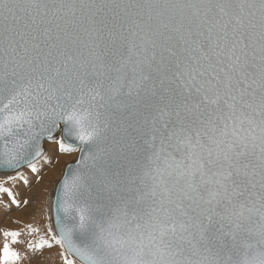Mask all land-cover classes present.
Segmentation results:
<instances>
[{
    "label": "snow or ice",
    "instance_id": "snow-or-ice-1",
    "mask_svg": "<svg viewBox=\"0 0 264 264\" xmlns=\"http://www.w3.org/2000/svg\"><path fill=\"white\" fill-rule=\"evenodd\" d=\"M0 145V264H264V0H0Z\"/></svg>",
    "mask_w": 264,
    "mask_h": 264
},
{
    "label": "bare ground",
    "instance_id": "bare-ground-1",
    "mask_svg": "<svg viewBox=\"0 0 264 264\" xmlns=\"http://www.w3.org/2000/svg\"><path fill=\"white\" fill-rule=\"evenodd\" d=\"M53 174L51 172H46L45 176L43 177L44 180H50L52 179ZM31 214L25 209V208H20L17 212L12 213L8 218H0V244L3 243V232L4 231H24L25 227L29 225ZM34 220V219H33ZM3 221V223H2ZM10 239V238H9ZM19 248V247H18ZM21 250V249H20ZM47 256L48 254H53L51 250H48L46 253ZM41 263L35 261V262H29V260H21L18 261L17 264H42L43 261H40ZM52 264V263H49Z\"/></svg>",
    "mask_w": 264,
    "mask_h": 264
},
{
    "label": "rangeland",
    "instance_id": "rangeland-1",
    "mask_svg": "<svg viewBox=\"0 0 264 264\" xmlns=\"http://www.w3.org/2000/svg\"><path fill=\"white\" fill-rule=\"evenodd\" d=\"M65 162L66 161H61V163H65ZM52 178H55V177H52ZM18 210L12 211L11 214L14 213V212H17ZM10 215H8V216H10ZM8 216H7V218H8ZM31 218H33L34 220L33 219L32 220L30 219L29 225H31V226H39V224L41 223L40 218L34 217V216H31ZM2 223H3V221H2ZM28 226H26L25 229ZM25 229L22 232H25ZM21 239L22 240H26L27 239L26 232H25V235L22 236ZM13 250L18 251V253H19L20 257H21V260H26L27 259V260H29V262H35V261H37L39 263H41L40 261H43L42 264H49V263H52V264H62V260L60 259V256H59V251L60 250H59V247L58 246H54V248L51 249V252H53V254H48V256L46 254L48 252V250H44L42 255L39 252H30L27 249L26 244H23V243L22 244H19V245L13 246Z\"/></svg>",
    "mask_w": 264,
    "mask_h": 264
},
{
    "label": "water",
    "instance_id": "water-1",
    "mask_svg": "<svg viewBox=\"0 0 264 264\" xmlns=\"http://www.w3.org/2000/svg\"><path fill=\"white\" fill-rule=\"evenodd\" d=\"M0 147H2V145H0Z\"/></svg>",
    "mask_w": 264,
    "mask_h": 264
}]
</instances>
